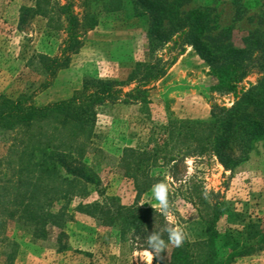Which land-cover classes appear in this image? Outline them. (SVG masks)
Masks as SVG:
<instances>
[{"label":"rangeland","instance_id":"obj_1","mask_svg":"<svg viewBox=\"0 0 264 264\" xmlns=\"http://www.w3.org/2000/svg\"><path fill=\"white\" fill-rule=\"evenodd\" d=\"M232 1L191 0L186 9H209L216 30L233 27L235 41L245 31L264 28L260 25L264 2L240 19ZM36 2L0 0V95H23L31 97L36 106H47L74 96L85 98L96 89L91 80L111 83L110 91L120 94L115 102L109 97L94 106V132L84 160L97 175L98 187L89 185L87 196L54 202L50 211L57 214L65 208L66 221L61 228L51 222L44 224L45 236H40L42 225L19 215L2 214L0 264H166L169 247L153 257L143 256L148 248L147 236L164 227L155 224L149 232L113 228L80 211L78 205L115 198L125 206L155 209L164 217L151 189L139 194L134 180L120 168L124 149L146 144L169 115L179 119L209 118L214 103L231 107L237 98L210 91L209 64L193 47L183 46L180 39L151 53L147 25L133 16L131 5L123 13L100 14L98 26L87 30L84 25L89 22L91 11L87 0H43L40 14H36ZM25 8L33 11L26 13L21 23ZM72 13L78 20V46L66 32L68 15ZM44 57L67 65L53 74L48 71L51 62L44 61ZM141 62L150 63L156 70L164 69V75L145 88L148 103L133 101L134 97L127 102L124 93L137 85L130 78L131 72ZM259 77L254 72L240 88L247 90ZM13 137L12 130L0 125V179L11 175L7 164ZM152 175L164 177L169 186L174 220L164 217V226L182 228L184 240L196 239V222L202 215L207 217L214 205H223L234 213L231 220L222 221V226L239 227L242 222H254L264 227L262 143L248 161L233 170L207 153L187 158L175 169L157 168ZM233 264H264V250L239 257Z\"/></svg>","mask_w":264,"mask_h":264},{"label":"trees","instance_id":"obj_2","mask_svg":"<svg viewBox=\"0 0 264 264\" xmlns=\"http://www.w3.org/2000/svg\"><path fill=\"white\" fill-rule=\"evenodd\" d=\"M42 1L36 2V14H40ZM87 2L91 6L89 22L84 25L87 30L98 26L100 14L123 13L127 5H131L133 16L147 25L151 53L180 39L183 46L193 47L209 64L210 91L237 98L231 107L214 103L207 119H179L169 115L158 132L148 137L146 144L125 148L120 168L134 180L139 194L149 191L155 183H165L164 177L152 175L157 168L175 169L187 158L211 153L226 169L233 170L248 161L259 144L264 145V28L245 31L235 41L233 27L216 30L213 25L216 21L209 9H186L191 0ZM232 2L241 19L264 0ZM31 11L33 9H23L21 23ZM68 24V39L78 46V20L73 13L68 15ZM260 25H264V16ZM47 60L51 62L44 57V61ZM66 65L52 61L48 71L55 74ZM163 70H156L150 63H138L130 75L137 85L123 95L127 102L134 97L133 101L148 103L145 88L161 78ZM256 71L260 74L256 84L247 90L240 88ZM91 82L96 83V89L85 98L74 96L47 106H36L31 97L23 95L17 98L0 95V125L14 132L13 144L8 149L7 171L11 175L0 179V217L10 213L42 228L49 222L61 228L66 221V209L52 213L50 208L54 202L87 196L89 185L98 187L97 175L84 160L94 132V106L109 97L115 102L120 93L110 91L111 83L106 81ZM78 208L105 225L121 230L149 232L155 224L158 228L164 227L159 233L167 242L166 221L155 209L125 206L115 198L80 203ZM233 215V211L223 205L211 206L210 214L200 216L196 222L199 229L196 239H185L180 247L167 245L171 250L166 264H233L239 257L264 250V227L260 223L222 226V221L231 220ZM45 233L43 228L40 236Z\"/></svg>","mask_w":264,"mask_h":264},{"label":"clouds","instance_id":"obj_3","mask_svg":"<svg viewBox=\"0 0 264 264\" xmlns=\"http://www.w3.org/2000/svg\"><path fill=\"white\" fill-rule=\"evenodd\" d=\"M168 193L169 186L164 182L155 183L151 187L152 198L157 202L161 213L167 220L173 221L174 214L170 208ZM205 195H207L206 192ZM164 231L167 232V242L165 241V239H163L162 235L156 231L147 236L148 248L143 252V256L145 258L153 257V255H158L162 250L166 249L169 243L175 245L176 247L181 246L185 238L182 228L168 227L165 228Z\"/></svg>","mask_w":264,"mask_h":264},{"label":"crops","instance_id":"obj_4","mask_svg":"<svg viewBox=\"0 0 264 264\" xmlns=\"http://www.w3.org/2000/svg\"><path fill=\"white\" fill-rule=\"evenodd\" d=\"M197 119H207V117H198Z\"/></svg>","mask_w":264,"mask_h":264}]
</instances>
